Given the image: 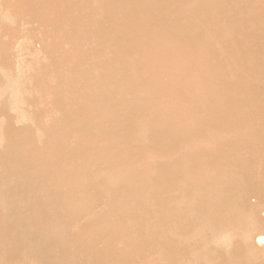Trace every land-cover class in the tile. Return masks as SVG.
Here are the masks:
<instances>
[{"label": "bare ground", "instance_id": "obj_1", "mask_svg": "<svg viewBox=\"0 0 264 264\" xmlns=\"http://www.w3.org/2000/svg\"><path fill=\"white\" fill-rule=\"evenodd\" d=\"M263 214L264 0H0V264H257Z\"/></svg>", "mask_w": 264, "mask_h": 264}, {"label": "flooded vegetation", "instance_id": "obj_2", "mask_svg": "<svg viewBox=\"0 0 264 264\" xmlns=\"http://www.w3.org/2000/svg\"><path fill=\"white\" fill-rule=\"evenodd\" d=\"M263 215H264V214H263ZM263 215H262V216H261V215H258V216H261V217H262V221H261L260 225H262V223H264V221H263V220H264V216H263ZM263 225H264V224H263ZM259 232H260V234H263V233H264V230H259V231L254 230V231H252V232L250 233L251 236H249L251 239L248 237V238H249L248 240H250V242H252V240H253V243H254L255 241H254V238H252V236H255V235L258 234ZM254 234H255V235H254ZM263 239H264V238H262V240H263ZM262 240H260L259 243L256 242L257 244H259V246L255 243V244L258 246V248L260 247V249H258V248H254V245H253V246L251 245V246L255 249V251H256V250H258V251H259V250H262V251H259L258 253L262 252V253H260V254H263V256H264V252H263V251H264V241H262ZM250 244H252V243H250ZM261 248H263V249H261ZM263 260H264V259H263ZM251 263H252V262H250V264H251ZM257 264H264V261H263V262H262V261H261V262H258Z\"/></svg>", "mask_w": 264, "mask_h": 264}, {"label": "rangeland", "instance_id": "obj_3", "mask_svg": "<svg viewBox=\"0 0 264 264\" xmlns=\"http://www.w3.org/2000/svg\"><path fill=\"white\" fill-rule=\"evenodd\" d=\"M261 213H263V212H261ZM255 236H256V237H255ZM255 236H254V238H255L256 241H257V240H261L262 238H264V234H260V233L256 234ZM257 237H258V238H257ZM256 238H257V239H256ZM255 240H254V241H255ZM256 241H255V242H256Z\"/></svg>", "mask_w": 264, "mask_h": 264}]
</instances>
